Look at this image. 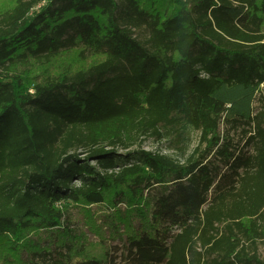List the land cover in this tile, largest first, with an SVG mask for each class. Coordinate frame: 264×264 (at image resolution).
<instances>
[{"label": "trees", "instance_id": "obj_1", "mask_svg": "<svg viewBox=\"0 0 264 264\" xmlns=\"http://www.w3.org/2000/svg\"><path fill=\"white\" fill-rule=\"evenodd\" d=\"M78 48L100 61L50 67ZM263 86L264 0H6L0 264L67 204L126 205L123 264H264L244 245L264 239Z\"/></svg>", "mask_w": 264, "mask_h": 264}, {"label": "rangeland", "instance_id": "obj_2", "mask_svg": "<svg viewBox=\"0 0 264 264\" xmlns=\"http://www.w3.org/2000/svg\"><path fill=\"white\" fill-rule=\"evenodd\" d=\"M5 4L6 0H0V7L5 6ZM141 34L143 35V33ZM100 59L99 56L88 54L83 48H78L59 56L51 63L50 67L58 73L62 70L74 71L88 68ZM262 95H264V86ZM253 106L259 109V101L256 100ZM228 129V125L222 123L219 132L224 134ZM231 135L236 141L240 140V128L232 130ZM197 142L198 134L193 132L190 135L189 151L196 146ZM141 147L147 151H158L180 158L176 152L167 148L165 141L158 142L152 137L145 139ZM119 153L123 154L124 151L119 150ZM66 206L62 209L64 212L62 227L64 228L34 227L26 237L25 246L21 248V251L15 252L12 257H8L9 262L11 264H29L31 262L41 264L44 253L47 256H52L72 247L88 257L102 261L113 259L114 264H123L126 237L123 233L125 229L122 219H119V216L126 214V205H117L112 210L105 205L85 206L81 204L77 206L67 204ZM137 225L138 219L134 218V226L137 227ZM244 245L247 251L256 254L259 260L264 261V239H256L253 244L244 242Z\"/></svg>", "mask_w": 264, "mask_h": 264}]
</instances>
